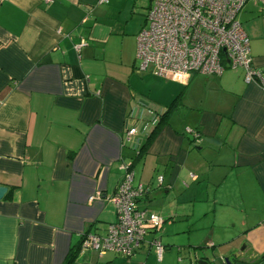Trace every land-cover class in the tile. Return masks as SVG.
Segmentation results:
<instances>
[{"label": "crops", "instance_id": "crops-1", "mask_svg": "<svg viewBox=\"0 0 264 264\" xmlns=\"http://www.w3.org/2000/svg\"><path fill=\"white\" fill-rule=\"evenodd\" d=\"M130 13L122 0H0V264L76 250L73 264H264V87L242 69L184 84L137 72L144 25ZM238 19L264 74V5L247 0ZM125 164L162 225L130 257L80 251L114 220Z\"/></svg>", "mask_w": 264, "mask_h": 264}, {"label": "built area", "instance_id": "built-area-1", "mask_svg": "<svg viewBox=\"0 0 264 264\" xmlns=\"http://www.w3.org/2000/svg\"><path fill=\"white\" fill-rule=\"evenodd\" d=\"M149 1L146 23L136 38L137 72H151L184 84L193 74L220 75L225 69H242L246 83L257 82L264 87V74L252 63L249 38L238 19L247 0ZM254 1L264 5V0ZM148 123L151 125L154 120ZM148 123L141 125L142 128L128 129L127 139L144 130ZM187 131L195 140L200 139L198 132ZM123 170L109 198L114 207V220L103 235L82 234L80 251L91 249L99 254L113 252L130 257L148 231L162 225L163 219L158 214L140 206L139 199L146 189L140 183H133L130 164H125ZM161 180L162 176H158L157 181ZM151 242L160 258L163 246L158 239Z\"/></svg>", "mask_w": 264, "mask_h": 264}, {"label": "rangeland", "instance_id": "rangeland-1", "mask_svg": "<svg viewBox=\"0 0 264 264\" xmlns=\"http://www.w3.org/2000/svg\"><path fill=\"white\" fill-rule=\"evenodd\" d=\"M130 2L133 5H129ZM129 6V8H128ZM150 6L149 0H122V17H127V11H131L129 20L131 27H142L146 23V15Z\"/></svg>", "mask_w": 264, "mask_h": 264}, {"label": "water", "instance_id": "water-1", "mask_svg": "<svg viewBox=\"0 0 264 264\" xmlns=\"http://www.w3.org/2000/svg\"><path fill=\"white\" fill-rule=\"evenodd\" d=\"M205 141L207 142V143H209V144H214V145H219L220 144V142H218L217 140H215V139H212V138H206L205 139ZM4 187H1L0 186V194L2 193V192H4ZM197 264H209L207 261H205V260H203V259H199L198 261H197Z\"/></svg>", "mask_w": 264, "mask_h": 264}, {"label": "trees", "instance_id": "trees-1", "mask_svg": "<svg viewBox=\"0 0 264 264\" xmlns=\"http://www.w3.org/2000/svg\"><path fill=\"white\" fill-rule=\"evenodd\" d=\"M151 230H152V229H151ZM153 230H154V229H153ZM156 230H157V229H156ZM148 232H150V230H149ZM86 233H88V232H86ZM83 234H85V233H83ZM77 254H78V250L72 252V253L68 256V258L65 260V262H64L63 264H73L75 258L77 257Z\"/></svg>", "mask_w": 264, "mask_h": 264}]
</instances>
